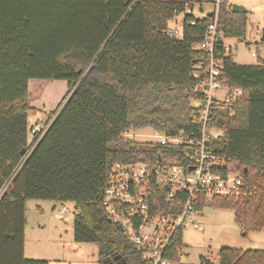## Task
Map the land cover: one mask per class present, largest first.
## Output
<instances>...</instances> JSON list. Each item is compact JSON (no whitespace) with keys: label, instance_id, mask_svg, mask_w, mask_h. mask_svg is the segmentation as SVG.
I'll return each mask as SVG.
<instances>
[{"label":"trees","instance_id":"trees-1","mask_svg":"<svg viewBox=\"0 0 264 264\" xmlns=\"http://www.w3.org/2000/svg\"><path fill=\"white\" fill-rule=\"evenodd\" d=\"M187 4L193 6L187 0H0V264L48 263L24 255L28 199L71 202L73 240L96 243L98 264H149L106 212L104 191L113 164L159 166L166 154L184 149L131 140L129 130L200 137L202 78L195 76L207 55L197 46L210 21L182 15L181 36L166 34ZM246 22L247 12L219 3L214 58L227 85L242 94L210 105L208 126L224 134L209 148L240 172L242 194L207 205L233 210L244 235L264 231V60L257 54L255 64H237L223 41L243 40ZM32 79L66 84L36 143L28 121ZM149 184L154 211L180 210L184 193L168 199L170 186ZM182 247L179 230L163 257L180 264ZM201 264L211 263L202 258ZM218 264H264V249L221 248Z\"/></svg>","mask_w":264,"mask_h":264},{"label":"built area","instance_id":"built-area-1","mask_svg":"<svg viewBox=\"0 0 264 264\" xmlns=\"http://www.w3.org/2000/svg\"><path fill=\"white\" fill-rule=\"evenodd\" d=\"M221 1L214 0L212 11L204 14L201 9L185 5L182 15H194L207 17L210 21L205 35L197 46L207 55L206 65L201 73L195 77H201L200 91L203 104L201 106V132L198 139H186L182 134L169 136L158 133V143L167 147L184 146L181 154L173 156L166 154L164 161L159 166H148L143 162L115 163L112 165L106 180L104 191V206L112 220L120 223L131 243L144 256L149 259V264H168L169 260L163 257L164 252L170 248L171 240L177 231H182L188 224L199 230L200 225L192 219L199 216L200 211L217 197H238L242 194L241 174L227 166V161L211 152L209 142L212 139L223 136L221 128L208 126V113L213 102H228L242 94L239 88H230L223 76L220 64L214 58V48L218 42L216 19L218 6ZM182 20V18H181ZM175 25L166 30L169 36L179 38L180 26ZM224 50L231 51V44L227 39L223 41ZM257 57V52L251 53ZM48 124L36 122L30 129L35 138V143L44 134ZM186 149V150H185ZM187 165V169L186 166ZM151 180L157 185H168L170 190L168 199H173L179 194H185L177 213L154 211L150 204L149 190ZM124 207L116 210L114 204ZM201 205L204 207L201 208ZM62 213L69 210L62 207L54 214L60 218ZM74 215L77 211L73 209Z\"/></svg>","mask_w":264,"mask_h":264},{"label":"rangeland","instance_id":"rangeland-1","mask_svg":"<svg viewBox=\"0 0 264 264\" xmlns=\"http://www.w3.org/2000/svg\"><path fill=\"white\" fill-rule=\"evenodd\" d=\"M193 3L196 10L202 9L206 15L212 11L214 0H187ZM201 1L200 5L197 2ZM263 2L264 0H229L230 4L241 6L247 11L246 34L243 40L227 39L231 44L233 62L237 64H255L256 57L252 52L264 60V42L261 41L263 28ZM181 15L175 16L177 26H180ZM170 26L175 25L173 21ZM66 93V84L62 80H37L28 82V102L32 110L28 112V121L32 125L36 120L47 122L52 120L48 115L54 109L62 96ZM193 104H196L193 102ZM29 136V135H28ZM138 142H155L158 134L150 128L131 129L125 135ZM30 139V136L28 137ZM55 209H54V208ZM65 207L69 213H62L63 220L54 219L55 212ZM26 225V258H49L48 264H97L96 243H74L69 241L72 235L73 204H63L47 200L28 199L25 203ZM54 211V212H53ZM200 225L194 229L188 224L181 231L183 247L180 252V264H201V259L211 264H218V251L221 248L239 250L264 249V231H247L235 220L231 209H215L205 206L199 216L192 219ZM80 247V248H79ZM80 253V254H79ZM69 254L78 255V260L69 261L61 259L54 261V256ZM46 260V259H45ZM168 264H178L169 262Z\"/></svg>","mask_w":264,"mask_h":264},{"label":"crops","instance_id":"crops-1","mask_svg":"<svg viewBox=\"0 0 264 264\" xmlns=\"http://www.w3.org/2000/svg\"><path fill=\"white\" fill-rule=\"evenodd\" d=\"M36 122H41V121H38V120H36L35 122H34V124L36 123ZM54 208V207H53ZM73 208H74V206H73ZM55 209V208H54ZM54 212V211H53ZM55 213H57V212H55ZM54 219H56V220H63V217H60V218H56L55 216L53 217ZM26 223H27V217H26ZM25 223V228H24V255H25V252H26V224ZM72 227H73V219H72ZM69 241H72V242H74V243H76L74 240H73V229H72V235H71V238L69 239ZM78 244H80V243H78ZM80 248V247H79ZM80 254V253H79ZM29 257H32V258H35V257H37V256H29ZM55 258H53L54 259V261H56V262H59L61 259H68L69 261L71 260V261H76V260H78L79 258H78V255H76V254H74V256H71V255H69V254H65L64 256H61V257H59V256H54ZM47 261H49L48 259L49 258H45ZM48 264V263H47ZM98 264V263H97Z\"/></svg>","mask_w":264,"mask_h":264},{"label":"water","instance_id":"water-1","mask_svg":"<svg viewBox=\"0 0 264 264\" xmlns=\"http://www.w3.org/2000/svg\"><path fill=\"white\" fill-rule=\"evenodd\" d=\"M231 11L234 12V13H244V12H247L246 9H244L243 7L241 6H237L235 4H231ZM21 154L22 155H25L26 154V151L25 149H23L21 151ZM159 161H161V158L159 157Z\"/></svg>","mask_w":264,"mask_h":264}]
</instances>
